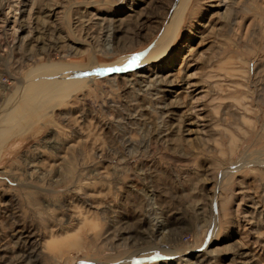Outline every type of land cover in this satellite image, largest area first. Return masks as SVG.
I'll return each mask as SVG.
<instances>
[{"label": "rangeland", "instance_id": "rangeland-1", "mask_svg": "<svg viewBox=\"0 0 264 264\" xmlns=\"http://www.w3.org/2000/svg\"><path fill=\"white\" fill-rule=\"evenodd\" d=\"M0 264H264V0H0Z\"/></svg>", "mask_w": 264, "mask_h": 264}, {"label": "bare ground", "instance_id": "bare-ground-1", "mask_svg": "<svg viewBox=\"0 0 264 264\" xmlns=\"http://www.w3.org/2000/svg\"><path fill=\"white\" fill-rule=\"evenodd\" d=\"M184 2H185V0H180V5H181V3H184ZM170 20L174 21V19H170ZM169 35L171 38L172 37L171 32L165 38H163L165 36V34L163 36H160V38H158L156 43L154 45H152L150 48H148L145 52H142V54L137 53V54H133V55H123L121 57L116 58V60H114L113 62H111L109 64H103L102 65V64L93 63V64H95L93 68L95 70H98V69L100 70L103 68H107V69L108 68H112V69L118 68V69H120V71H123V72L133 71L134 75H137L139 73H144L145 72L144 70L146 67L154 68V67L158 66L159 63H161V57L167 51V45H168L167 41L170 38L167 41H164V40ZM106 38H107V36H106ZM112 47H113V45H112ZM108 51H110V50H108ZM134 55L136 56L135 62L129 63V61L132 59V57ZM89 65H90V63H89ZM45 66L44 67H43V65L38 66V67H41V69L37 71L38 75L36 76V78L42 79V81H40V83L37 84V86H39L43 83L42 87L38 88V89L36 88L35 90H33L30 97L28 99H24L21 102H19L18 103L19 105L17 106L16 110L13 111V112H16L15 117L21 118V120L24 122L28 121L30 118L34 117V115H36L38 112L42 111L44 109V107L47 106L48 103H50L51 101L53 102L54 99L61 97L62 87L65 86L68 82L71 83V82H78L79 81V79H76L75 77L69 78L68 81H64L66 78H63V77L60 78L59 77L58 79L53 80L50 84L44 83L47 79H49L51 77L50 75L46 76V74H44L43 70H44ZM59 66H54L52 68L49 67L50 69H52L50 72H54L55 70L56 71H63L60 69H67V70L69 69L70 71H72L71 69H73V70L76 69V67H74V68L69 67L70 65H68L69 68L65 67L64 65L61 66L60 68H59ZM114 72H117V71H112L109 74H112ZM48 74H50V73L48 72ZM45 76H46V78H45ZM80 81H81V79H80ZM12 113H11V116H9V115L7 116L8 119L15 118V117H12ZM21 113H22V115H21ZM186 255H187V253H186ZM202 260L203 259H201L199 261H202Z\"/></svg>", "mask_w": 264, "mask_h": 264}, {"label": "snow or ice", "instance_id": "snow-or-ice-1", "mask_svg": "<svg viewBox=\"0 0 264 264\" xmlns=\"http://www.w3.org/2000/svg\"><path fill=\"white\" fill-rule=\"evenodd\" d=\"M135 60H136V56L134 55L133 57H132V59L129 61V63H134L135 62ZM105 71H108V72H111V71H120V69H112V68H109V69H106Z\"/></svg>", "mask_w": 264, "mask_h": 264}]
</instances>
